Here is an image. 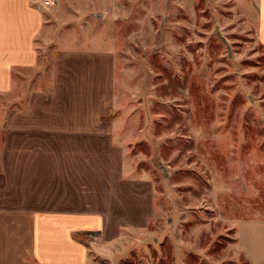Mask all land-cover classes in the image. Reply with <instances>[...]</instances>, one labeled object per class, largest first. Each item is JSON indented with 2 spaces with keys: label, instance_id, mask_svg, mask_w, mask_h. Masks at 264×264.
<instances>
[{
  "label": "rangeland",
  "instance_id": "1",
  "mask_svg": "<svg viewBox=\"0 0 264 264\" xmlns=\"http://www.w3.org/2000/svg\"><path fill=\"white\" fill-rule=\"evenodd\" d=\"M62 18L48 29V90L61 39L76 41L95 61L80 62L89 73L73 75V86L94 92V117L105 120L90 130L112 135L107 148L98 141L108 152L110 221L104 236L83 233L85 264H256L249 243L264 242L257 0H68ZM16 96L2 100L4 116ZM60 100L50 115L77 103Z\"/></svg>",
  "mask_w": 264,
  "mask_h": 264
},
{
  "label": "crops",
  "instance_id": "2",
  "mask_svg": "<svg viewBox=\"0 0 264 264\" xmlns=\"http://www.w3.org/2000/svg\"><path fill=\"white\" fill-rule=\"evenodd\" d=\"M52 6L42 0H0V264H85L89 249L83 233L104 236L110 221L105 207L111 188L102 184L108 152L98 141L107 148L112 135L90 130L94 124L104 127L105 120L94 117V92L89 97L81 88L87 79L77 81L80 91L72 82L77 72L89 73L80 62L95 59L80 53L76 41L61 39L66 47L54 56L48 90V29L63 21L68 0ZM257 12L264 44V0H257ZM97 56L105 60L104 53ZM7 95L20 101L4 116L1 103ZM60 95L69 105L83 103L50 115L48 110L61 107ZM249 246L257 254L255 263L264 264V242Z\"/></svg>",
  "mask_w": 264,
  "mask_h": 264
},
{
  "label": "built area",
  "instance_id": "3",
  "mask_svg": "<svg viewBox=\"0 0 264 264\" xmlns=\"http://www.w3.org/2000/svg\"><path fill=\"white\" fill-rule=\"evenodd\" d=\"M44 6L49 7L56 4V0H42Z\"/></svg>",
  "mask_w": 264,
  "mask_h": 264
}]
</instances>
